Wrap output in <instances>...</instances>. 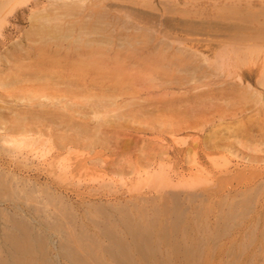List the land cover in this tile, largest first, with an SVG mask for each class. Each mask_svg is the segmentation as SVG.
<instances>
[{
  "label": "bare ground",
  "instance_id": "obj_1",
  "mask_svg": "<svg viewBox=\"0 0 264 264\" xmlns=\"http://www.w3.org/2000/svg\"><path fill=\"white\" fill-rule=\"evenodd\" d=\"M105 1L45 0L40 6L41 1L34 2L26 14L27 27L15 39L2 33L4 26L0 23V143L18 141L29 148L41 142L49 147L45 149L49 152V161L42 162L45 165L42 168L39 163L33 165L30 159V156L38 157L35 151L22 150L18 145L21 157L31 160L30 166L24 167L31 173L34 184L42 177V171L47 172L44 174L50 179L57 170L78 176L79 180L83 172L89 170L97 171L101 177L120 178L123 174L139 172L138 167L142 170L143 166L147 173L146 168L158 164L148 173L151 176L154 173L159 183L166 182L175 190L182 186L186 176L202 178L210 174L206 164L216 153H232L247 166L264 161L261 147L264 145V43L259 46L255 43L258 47L252 48L249 43H240L241 47L236 48L238 41L252 39L228 36L227 39L233 41H226L231 43L230 47L236 44L233 49L228 48L234 50H229L233 57L239 53L245 59L246 50L255 47L263 59L254 71H240L234 67V71L228 70L222 77L221 71H216L219 66L215 72L212 62L218 57L220 68L227 66L230 54L224 52L226 46L220 47L224 55L213 54L216 56L211 60L192 46L190 49L180 46L181 38V41L177 38L179 43L176 44L169 41L166 31L157 29L158 26L152 30L147 24L137 25L133 18L126 20L125 15L131 13H114L113 9L117 11L110 8L112 2ZM3 4L0 6H6ZM217 30L215 33L219 34ZM192 39L185 37L183 40ZM194 39L201 41V38ZM251 54L250 51L249 57ZM233 74L238 84L226 81L229 84L214 85L213 77L223 80ZM207 78L211 81L205 82ZM151 92L158 93L152 95ZM215 112L232 113L238 119L221 123L211 118ZM197 125L206 126V129L191 138L189 135L188 140L183 139L182 146L176 143L179 147H171L161 137L152 136L150 140L141 138L138 143L132 139L133 133L125 132L169 130L171 141L175 143L173 136L181 132L188 134ZM78 148L100 151H94L97 159L91 156L90 164L78 156L81 159L68 165H64L65 160L62 165V159H66L62 154ZM223 158L229 160L226 156ZM21 169L16 164L10 170L16 174Z\"/></svg>",
  "mask_w": 264,
  "mask_h": 264
},
{
  "label": "rangeland",
  "instance_id": "obj_2",
  "mask_svg": "<svg viewBox=\"0 0 264 264\" xmlns=\"http://www.w3.org/2000/svg\"><path fill=\"white\" fill-rule=\"evenodd\" d=\"M37 1H41L39 6L45 2V0H0V3L4 2L3 5H6L0 6V23L4 26L2 33L12 39L17 38L27 27L26 14ZM105 2L109 4L112 2L110 8L113 7L117 11L113 9L114 13L124 12L123 15L131 13L125 15L126 20L132 21L133 18V22L135 21L137 25L147 24L152 30H156L155 27L158 26L157 29L166 31L169 41L176 44L178 40H182L180 46H187L189 49V46H192L211 60L217 54H223L221 48L226 46L224 52L230 54L228 59L230 61L226 59L229 65L226 63V67L220 68L218 57L214 59L217 62H212L214 71L216 66H219L220 69L216 71L218 73L221 71L222 77L224 72L234 71V67L240 68V71H254L263 59L262 53L254 47L250 50L251 57H249L250 51L247 50L244 54L245 59L238 53L240 55L238 59L244 60L238 61L236 59L238 55L233 57L232 52L229 51L231 49H228H233L236 44L230 47L233 41L227 38L236 35L238 38L248 36L254 40V43L248 37L246 38L248 41L240 40L236 48L241 47L240 43L243 45L249 43L250 48L264 43V35H261L264 33V0H106ZM143 17H146V20ZM175 24L179 25L175 26ZM221 25L224 27L222 28ZM212 26L215 30H220L219 34L212 30ZM251 34H254V37ZM255 34L260 35V37L256 35L259 40ZM234 36L233 39H236ZM185 37L186 39L201 38V41L183 40ZM233 55L235 56V52ZM233 77L234 74L223 80L215 77L212 79L215 86L228 81L230 84L233 82L238 84L239 80ZM204 81L211 80L207 78ZM155 93L158 92H151L152 95ZM226 114L215 112L211 118L215 121L219 119L221 123L238 119H235L232 113ZM206 116V119L209 118V114L208 117ZM205 129L206 126L197 125L188 134L186 132L176 134L173 136L175 143L171 141L169 130L125 132L133 133L132 139L138 143L141 142V138L150 140L161 137L167 145L179 147L183 139L188 140L189 135L191 138V135L202 133ZM1 143L0 264H264V161L247 166L232 153H216L206 164L210 174L202 178L186 176L182 186L175 188L176 193L171 185L163 181L159 183L154 173L153 176L148 173L153 172L151 169L156 168L158 164H152L153 168H146L147 173L143 170L146 166H143V171L138 167L139 172L123 174L124 177L121 175L120 178L112 175L101 177L97 171L89 170L90 172H83L84 175L80 177L82 181L78 176L70 175V177L60 170H57L55 175L51 174L53 179H50L45 176L47 172L42 171V177L34 184L30 178L31 173L26 172L24 166H30V161L33 160V165L39 163V166L44 168L42 162L49 161V152L47 150L45 152V149L49 147L42 145L41 142L30 145L29 148L18 141ZM18 145L22 150L31 148L38 157L30 156L31 160H24ZM261 147L264 151V145ZM97 150L99 149H94L95 152H98ZM94 151L89 148H78L70 151L71 156L66 151L63 153L65 155L61 156L66 158L62 159L61 164L66 162L64 165H68L81 158L90 164L91 156L97 157ZM224 156L229 158L227 159L229 162L223 158ZM16 164L22 169L15 174L10 169L13 165L15 168ZM260 172L261 175L258 174ZM187 180H191L188 181L190 184L186 182ZM192 181L198 185L192 184ZM191 184L192 186L189 187Z\"/></svg>",
  "mask_w": 264,
  "mask_h": 264
}]
</instances>
